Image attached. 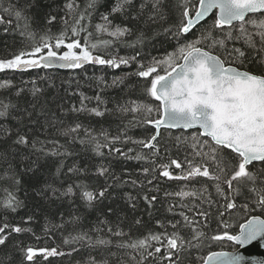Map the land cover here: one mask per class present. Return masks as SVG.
I'll return each instance as SVG.
<instances>
[{"label": "snow or ice", "instance_id": "6c2138e0", "mask_svg": "<svg viewBox=\"0 0 264 264\" xmlns=\"http://www.w3.org/2000/svg\"><path fill=\"white\" fill-rule=\"evenodd\" d=\"M0 26L2 73L113 72L59 115L49 76L0 79V264H264V0H0ZM41 218L60 245L26 242Z\"/></svg>", "mask_w": 264, "mask_h": 264}, {"label": "trees", "instance_id": "16d2710c", "mask_svg": "<svg viewBox=\"0 0 264 264\" xmlns=\"http://www.w3.org/2000/svg\"><path fill=\"white\" fill-rule=\"evenodd\" d=\"M15 2V0H13ZM60 2V0H58ZM2 27L0 26V32H2ZM61 25L59 23L53 25L52 31L58 32ZM7 40L9 44L12 43L11 37L0 35V51L4 48V41ZM165 47H168L167 45ZM149 51L152 52L153 55H162L164 52V49L161 48L159 45L156 46V48H151L149 46ZM168 51H171V48L168 47ZM120 55H129L132 54L130 49L121 48L119 51ZM115 74H119V72H116ZM13 75H15L16 82L19 83L21 79L28 80L30 78L36 77V76H49L51 78V82L55 84V88H48L46 83L42 84V87H45L46 91V98L50 101V106L53 110L57 111L59 115V110L56 108V104H62L64 108H68L73 103H78V95L76 93L78 92H84L88 96L94 95V93L98 90L96 88V77H99L101 75H105L106 78L111 81L113 72L111 70H106L102 68L99 65H91L87 64L84 66L83 69H66V70H56L53 68L50 69H36L31 70L29 72L24 73L23 75L19 73L13 74L12 72L2 73L0 72V79H6L11 78ZM87 77V79L85 78ZM77 81H79V84H77ZM123 87V86H122ZM127 91V89H126ZM108 95L115 99L120 95H123L120 93L119 89H109ZM62 98V99H61ZM112 105L110 104L109 107ZM71 119V114L69 116L65 117V120ZM96 120L101 121L100 124H97L96 121H93V126L96 128L104 127L105 129H108L110 131H115L117 127V122H113V118H109L108 121H104L103 118H96ZM129 135H131L133 138H143L145 135L144 128H134L129 131ZM91 155V153H89ZM124 167H127L133 172V175L135 176L137 174L136 170L141 166L140 162L137 161H126L124 162ZM117 172L121 171L120 165L116 166ZM183 182H165V187L168 191H176L179 190V187L182 185ZM119 191H133L131 187H125L120 189ZM162 196V193L160 194ZM122 203V202H121ZM67 207V206H65ZM21 214H23V210H21ZM98 213H93L88 216L85 223L88 222H94L95 216ZM147 219V217H145ZM112 219H115L114 217ZM44 225L43 218L39 219L36 224V232L37 235H40L42 237L41 240L37 241L33 237H26V242L29 244H32L36 247H44V246H57L61 244V236L60 233H56L51 239L44 236L42 232V228ZM215 228V225L212 226ZM230 250L233 249L232 247H229L227 245L223 247L214 246L212 248L213 251L216 250ZM62 250H67L66 246H62ZM0 258H3V254L0 253ZM54 261V264H69L70 257H60V258H51Z\"/></svg>", "mask_w": 264, "mask_h": 264}, {"label": "water", "instance_id": "95a60500", "mask_svg": "<svg viewBox=\"0 0 264 264\" xmlns=\"http://www.w3.org/2000/svg\"><path fill=\"white\" fill-rule=\"evenodd\" d=\"M54 69L62 71L67 68L55 67ZM241 251L250 260H264V247H260L258 244L250 245L246 249H243Z\"/></svg>", "mask_w": 264, "mask_h": 264}, {"label": "flooded vegetation", "instance_id": "af4514ba", "mask_svg": "<svg viewBox=\"0 0 264 264\" xmlns=\"http://www.w3.org/2000/svg\"><path fill=\"white\" fill-rule=\"evenodd\" d=\"M234 250H235V249H230V250H225V249H224L223 251H234Z\"/></svg>", "mask_w": 264, "mask_h": 264}]
</instances>
